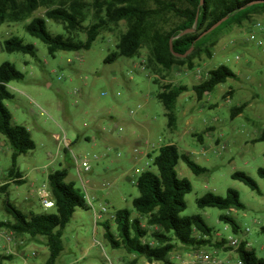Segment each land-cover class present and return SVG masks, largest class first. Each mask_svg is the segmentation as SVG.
<instances>
[{
    "label": "rangeland",
    "instance_id": "1",
    "mask_svg": "<svg viewBox=\"0 0 264 264\" xmlns=\"http://www.w3.org/2000/svg\"><path fill=\"white\" fill-rule=\"evenodd\" d=\"M62 1L56 0V6ZM82 1L92 5L94 0ZM47 10H38L27 21L0 23V65L9 62L24 75L22 81L8 85L13 98L5 105L13 123L26 127L36 145L35 150L19 157L18 167L25 182L11 183L8 199L26 213H54L55 209L44 210L39 192L49 190V174L65 169L66 181L74 182L84 195H89L95 211L107 209L99 220L92 209L75 212L63 230V252L56 264H150L144 257L112 248L100 223L106 220L112 234L117 235L114 217L118 211L129 210L138 216L133 207L139 197L136 182L143 172L157 171L147 155L154 158L168 144L176 145L180 153L208 170L196 175L182 160L179 162V177L192 184L181 216H201L214 233L244 241L249 250L264 258V179L258 174L264 168V142H256L264 130V13L254 15L242 27L223 31L212 42L211 57L203 53L194 59L193 70L175 66L170 71L155 72L148 67L150 50L146 45L132 58L105 63L117 51L118 40L128 29L126 22L104 31L88 51L50 55L47 45L25 29L33 18L44 17ZM85 14L84 26L88 27L94 22L91 6ZM168 20L169 24L162 23L166 29L175 22L172 17ZM47 30L55 36L67 35L62 25L52 21L47 22ZM13 37L34 45L35 55L5 52L4 42ZM76 37L86 39L85 34ZM220 66L228 67L236 78L198 100L193 87ZM166 85L189 88L176 103L172 127L158 99ZM243 105L244 111L232 117L233 110ZM56 134L59 138H55ZM119 136L127 140L118 142ZM11 157L12 148L0 134V182L2 177L3 183L9 180ZM76 159H87L90 171L79 170ZM237 172L251 177L259 191L232 179ZM229 190L239 194L243 210L199 208L198 200L206 194L226 197ZM5 199L6 195L0 194L2 220L10 219L3 210ZM222 216L235 220L240 232L234 234L230 225L220 220ZM37 238L46 241L45 237ZM26 242L15 256L3 248L7 242L2 237L0 254L12 258L0 262L45 264L49 258L46 244L28 239ZM175 244L170 259L180 264L187 247ZM203 249L225 264L241 261L237 251L229 252L225 247L219 255L211 248Z\"/></svg>",
    "mask_w": 264,
    "mask_h": 264
},
{
    "label": "trees",
    "instance_id": "2",
    "mask_svg": "<svg viewBox=\"0 0 264 264\" xmlns=\"http://www.w3.org/2000/svg\"><path fill=\"white\" fill-rule=\"evenodd\" d=\"M91 4L82 0H64L58 6L56 0H0V23L27 21L38 10L48 9L44 17L33 18L25 29L29 35L46 44L49 54L55 56L58 52L88 51L104 31L126 22L128 29L120 36L117 51L110 54L105 63L132 58L146 45L150 50L148 67L160 72L170 71L175 66H188L193 70L194 59L203 53L211 57L212 42L223 31L233 26L242 27L254 15L264 13V0H205L203 5L201 0H94ZM88 6L94 10V22L85 27V9ZM169 17L175 22L173 27L166 29L164 25L171 22ZM226 17L228 19L220 27L199 39L204 32ZM48 21L62 25L67 35L55 36L49 33ZM80 34H85L86 39H78L76 36ZM171 40L174 52L184 55L193 49L192 53L186 58L176 57L170 48ZM3 49L10 54L31 56L36 51L34 45L25 44L17 37L5 41ZM235 78L236 75L228 67L220 66L210 71L208 77L192 90L197 99L201 100L219 85ZM23 79L24 75L11 63L0 65V134L12 148L8 181H15L18 185L23 183L18 159L35 150L36 145L26 127L13 123L12 114L5 102L13 98L8 85ZM162 89L158 99L167 110L169 127H172L176 121V103L189 88L166 85ZM245 108L246 105L235 108L232 117L240 115ZM256 142H264V130ZM150 158L157 171L143 172L136 182L139 197L133 201V207L138 216L134 217L129 210L118 211L114 217L117 235L112 234L107 222L102 224L104 236L111 247L124 249L151 263L162 264H173L170 255L176 250L175 241L186 246V250L198 251L212 243L219 250L224 248L226 241L218 243L215 239L214 242L216 233L201 216H181L187 207L186 196L192 192V184L179 177L176 170L179 162L182 160L196 175L205 174L208 170L201 168L188 155L180 153L178 147L172 144L162 146L158 154ZM258 174L264 179V168L259 169ZM67 177L65 169L48 176L49 190L55 203L54 213H26L9 201L7 190L10 183L0 186V194L6 195L3 210L10 216V219L0 223V228L14 233L18 243L28 236L30 240L45 237L49 250L45 264H56L63 252V230L75 212L78 209L90 210L86 195L76 188L74 182H67ZM232 179L244 183L253 191H259L258 184L245 173L237 172L232 175ZM198 206L226 211L244 209L239 194L234 190H229L226 197L208 193L198 200ZM220 220L229 224L234 234L240 232L232 218L222 216ZM237 252L242 264H264V258H260L254 250H249L244 241H241ZM11 258L0 254V260Z\"/></svg>",
    "mask_w": 264,
    "mask_h": 264
},
{
    "label": "built area",
    "instance_id": "3",
    "mask_svg": "<svg viewBox=\"0 0 264 264\" xmlns=\"http://www.w3.org/2000/svg\"><path fill=\"white\" fill-rule=\"evenodd\" d=\"M257 26H260V24H257ZM67 145L70 146V144L68 143ZM135 152L137 151L135 150ZM76 160L78 163L79 170L83 169L85 172L90 171V165L87 159H82L80 161L78 159ZM39 194H40V203L45 211L53 209L55 207V203L53 201L50 190L43 189L39 192ZM85 198L87 200L89 208L93 210L95 214V218L97 220L102 219V216L104 213L107 212V209L105 207H102V209L98 213L97 211H95L92 199H90L89 195H86ZM0 236L5 238L9 246L18 243L14 233L8 231L7 229H0ZM215 239L218 243H223L224 241H226L225 248H231L232 251H237L241 244V241L235 239L233 236H228L227 238H225L222 237V235L216 234ZM19 244L24 245V242L20 241ZM192 256L194 257L195 264H225L216 256L206 252L203 248L198 251H195L192 254ZM238 264H242V262L239 261Z\"/></svg>",
    "mask_w": 264,
    "mask_h": 264
},
{
    "label": "crops",
    "instance_id": "4",
    "mask_svg": "<svg viewBox=\"0 0 264 264\" xmlns=\"http://www.w3.org/2000/svg\"><path fill=\"white\" fill-rule=\"evenodd\" d=\"M55 138H59V135L58 134H56L55 135ZM86 140L87 141H90L89 140V138L87 137L86 138ZM127 139H126V137H123V136H119L118 137V142H121V143H124L125 141H126ZM66 143H68V144H70L71 145V142L69 141V140H66ZM168 145H171V144H168ZM172 145H174V144H172ZM148 157H150L151 156V154H149L148 153V155H147ZM22 173V172H21ZM52 174V173H51ZM50 175V174H49ZM48 175V176H49ZM22 180H23V183L25 182V176L23 175V173H22ZM1 180H2V182H0V186H2V185H4V183H6V182H4L3 183V181L5 180V177H2L1 178ZM15 181H8L7 183H10V185H11V183H14ZM230 211H235V210H230ZM0 221H6V220H2V219H0ZM106 220H103V221H101V223H100V225H102L104 222H105ZM0 229H5V228H0ZM1 236H0V240H1ZM30 240L28 237H26V239H24L23 240V242H24V245H20L19 243H16L15 245H8V244H6L3 248H5V250H6V252H7V250H9L10 251V253H12V254H14L15 256L17 255V250H22V248H23V246H25V244L27 243L26 242V240ZM32 241H35V242H39V243H45L46 244V242L47 241H44V242H42L41 240H39L38 238H34V239H31ZM214 242H215V237H214ZM206 248H211V249H213V250H215V252L219 255L221 252H224L223 251V249H221V250H219V249H217V248H215L214 247V243H212V244H209V246H206ZM193 250H188V251H186V249H185V256H184V258L182 259V261L180 262V264H195V262H194V257L192 256V254H193V252H192ZM229 252H233L232 250H230ZM226 253V252H225ZM171 260V259H170ZM4 262V261H3ZM3 262H0V264H4ZM171 262L174 264V262L171 260ZM155 263H157V262H150V264H155Z\"/></svg>",
    "mask_w": 264,
    "mask_h": 264
},
{
    "label": "water",
    "instance_id": "5",
    "mask_svg": "<svg viewBox=\"0 0 264 264\" xmlns=\"http://www.w3.org/2000/svg\"><path fill=\"white\" fill-rule=\"evenodd\" d=\"M204 1L205 0H201V4L203 5L204 4ZM228 19V17L222 19L221 21H219L218 23H216L215 25H213L209 30H207L206 32H204L200 37L199 39H202L204 38L205 36L209 35L210 33H212L214 30H216L218 27H220L226 20ZM193 30H189L188 32H192ZM170 48H171V51L172 53L176 56V57H179V58H186L189 56V54L193 51V49L189 50L186 54L184 55H181V54H178L176 52H174L173 50V40H171L170 42Z\"/></svg>",
    "mask_w": 264,
    "mask_h": 264
}]
</instances>
